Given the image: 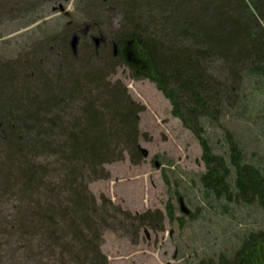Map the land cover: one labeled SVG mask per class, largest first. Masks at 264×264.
<instances>
[{"label":"trees","instance_id":"1","mask_svg":"<svg viewBox=\"0 0 264 264\" xmlns=\"http://www.w3.org/2000/svg\"><path fill=\"white\" fill-rule=\"evenodd\" d=\"M19 2L22 0H0V12ZM95 2L94 9L122 16L121 33L112 39L111 45L116 43L121 48L128 42L136 43L141 68L135 72L141 70L157 83L171 101L174 116L199 140L207 165V172L202 175L206 191L228 205L257 206L264 215V166L244 159L238 149L231 146L227 168L225 161L215 157L208 138L203 135L204 124L217 121L218 112L221 114L230 104L245 101L248 95H241L235 89L239 82L257 78L264 81V0ZM91 26L94 31L98 29L96 22ZM124 56L121 51L114 56L113 50L107 59L99 56L97 50L83 59L65 53L63 70L55 74L44 72L40 59L35 58L31 67L20 65L23 79L12 67L0 65L3 68H0L3 104L0 111L4 113L0 116V126L5 125L9 132L12 152L5 174L1 172L4 178L1 186L19 193L24 200L35 195L39 201L25 210L29 218L22 217L18 221L17 231L33 229L41 233L49 246L56 247L69 237L63 234L65 228L71 236L62 246L71 249V260L75 264L108 263L99 245L102 238L99 221L102 212L104 214V210H100L107 200L103 198L99 203L85 180H79L85 172H100L99 178L108 179L110 173L104 164L123 159L124 153L133 159L140 157L138 114L144 107L130 99L123 85H112L104 78L107 67L119 61L128 63ZM26 69L34 70L35 76L28 77ZM19 80L24 85L22 91L17 92L14 83ZM6 85L15 89L10 97L5 94ZM72 96L84 102L80 105L81 118L75 123L66 126L60 118L59 121L44 118L52 108L59 111V105ZM12 118L23 125L25 121L31 122L39 135L58 130L68 136L62 144L69 152L65 153L61 189L50 188L43 167L26 160V149L17 138ZM16 169L17 172L12 173L11 170ZM43 197L46 200L51 197L53 201L41 204ZM126 214L134 224L148 220L147 214ZM135 230H138L137 225ZM196 264H264V230L248 232L235 251L206 257Z\"/></svg>","mask_w":264,"mask_h":264},{"label":"rangeland","instance_id":"2","mask_svg":"<svg viewBox=\"0 0 264 264\" xmlns=\"http://www.w3.org/2000/svg\"><path fill=\"white\" fill-rule=\"evenodd\" d=\"M95 4V0H22L8 5L0 12V65L12 67L23 79L20 65L31 67L38 58L44 72L55 74L63 70L65 53L74 56L70 46L74 34L79 35L76 57L83 59L97 50L99 56L107 59L113 50L112 39L121 33L122 16L100 12L92 7ZM95 22L96 31L91 26ZM93 37L104 38L98 48ZM138 50L136 45L128 44L118 48L116 55L123 52L131 65L116 62L105 68L104 78L112 85H123L130 99L144 107L138 114L139 160L124 153L123 159L104 164L110 173L108 179L99 178L100 172H85L79 180H85L99 203L103 198L107 200L100 210H104L99 221L100 251L107 257V264H196L203 258L235 251L248 232L264 230V215L257 206L228 205L206 191L202 175L207 172V165L202 146L174 116L171 101L157 83L143 71L135 72L141 64L130 62L129 53L137 57ZM26 72L28 77L36 74L34 70ZM20 81L14 83L17 92L24 85ZM8 86L4 91L10 97L15 89ZM236 87V92L248 95L245 101L218 112L217 121L204 124L203 135L215 157L225 161L227 168L231 146L244 159L264 166V81L246 80ZM2 105L0 100V108ZM80 105L84 102L72 96L59 105V111L52 108L44 118H60L62 124L72 125L81 118ZM10 120L16 123L13 128L25 146L26 160L43 167L47 182L51 183L47 187L61 189L65 153L69 152L62 144L68 136L58 130L39 135L31 122L23 125ZM0 129L1 186L12 152L7 128L2 125ZM11 171L15 174L17 169ZM50 198L43 197L40 203L53 201ZM38 202L35 195L24 200L19 193L0 187V264H75L71 249L62 246L71 236L65 228L63 234L69 237L56 247L49 246L33 229L17 231L18 221L26 217L25 210ZM127 212L133 216L147 214L148 220L134 224Z\"/></svg>","mask_w":264,"mask_h":264},{"label":"water","instance_id":"3","mask_svg":"<svg viewBox=\"0 0 264 264\" xmlns=\"http://www.w3.org/2000/svg\"><path fill=\"white\" fill-rule=\"evenodd\" d=\"M87 29H88V27H87ZM87 29L85 30V32L87 31ZM103 39H104L103 37H93V40H94V42L96 44L95 45L96 46L95 48H98L99 47L100 42L101 41H104ZM78 42H79V35L74 34V36L72 37V39L70 41V46H71V49H72V52L74 53V55L77 54ZM117 51H118L117 45L116 44H113V54L116 55L117 54ZM131 57H132V54L129 53L130 60H131Z\"/></svg>","mask_w":264,"mask_h":264}]
</instances>
